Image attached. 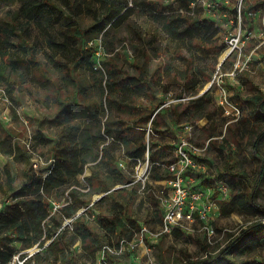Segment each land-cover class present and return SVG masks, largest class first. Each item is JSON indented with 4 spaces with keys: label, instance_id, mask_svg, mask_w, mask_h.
I'll use <instances>...</instances> for the list:
<instances>
[{
    "label": "rangeland",
    "instance_id": "obj_1",
    "mask_svg": "<svg viewBox=\"0 0 264 264\" xmlns=\"http://www.w3.org/2000/svg\"><path fill=\"white\" fill-rule=\"evenodd\" d=\"M24 2H31L33 5L40 3L43 6L38 13L26 14L21 9ZM108 3H111L114 10L121 11L119 18L117 17L113 22L107 18ZM207 3H211L212 7H207ZM67 4L75 6L77 14H72ZM247 5L251 7L253 4L248 3ZM260 8L264 11L262 6L247 10L255 12V15L240 14L235 26L233 14L235 9L237 14L240 12V0H8L2 4L0 7V29H5L10 33L11 41L15 46L8 49L4 56L0 55V184L5 181V165L9 167L16 186L26 182L27 173L45 175L47 166L43 165L38 170H32L25 155L27 151L24 141L29 135L35 137L36 140L46 132L71 128L70 131L76 135L83 129L92 135L93 140L97 143L98 151L86 154L84 173L77 174L74 178H67L65 183L55 185L51 189V194L54 196L53 200L62 201L70 185L77 182L84 190L82 191L83 197L89 199L90 204L99 201L105 194L102 190V183H97L95 180L90 183L87 178L92 166L99 169L94 163L98 158L100 147L108 139L110 140L111 135L116 134L119 129L118 125L126 123V126H129L130 122L136 118L135 113L143 110L144 105L133 102V100L137 101L144 97L155 102L152 97L161 91L159 87L161 83L157 84L158 78H161V72L165 71L174 78L167 82V87L172 85L176 89L173 91L172 98L182 95V91L179 89H184L182 86L184 79L181 82L179 80L182 79L181 74L188 62L187 65L190 66L188 82L196 90L208 84H212V87H218V83L227 85L228 80L225 79L227 74L221 68L220 61L229 50L228 39L232 33L240 31L242 38L247 34L250 35V38L242 44L240 50L236 49L227 56V60L230 59V62L226 65V70L232 65L233 69L236 65L239 70L233 80L245 82L246 78L247 81H254L264 87V73H262L264 69L261 70L257 65L256 71L253 70L256 66L254 47L259 45L257 47L259 49L260 45H264L260 38L261 19L264 13ZM190 13H192L191 16H189ZM187 16L199 21V23L190 26L189 34L183 32L185 25L181 20ZM99 20L100 22H98ZM70 25L86 29V37L80 42L64 39L61 31ZM173 30L179 33V39L176 40ZM213 31L217 36L213 45H209V42L203 44L197 42L200 40L199 38H203ZM78 44L84 45V48L92 49L90 62L84 67L76 66L72 59L73 50ZM22 46L30 47V56H33V59L39 63L36 69L27 66L30 65L28 61L20 60L24 57ZM219 48H221L220 51ZM96 50L99 51V55L94 53ZM175 51L177 53H171ZM217 51L218 53H216ZM29 57L27 56V58ZM245 63L246 65H244ZM162 64H167L168 70ZM242 68L251 71L241 74ZM200 69L204 73L203 76L210 75L211 78L209 80L202 79ZM144 77L147 79L150 77L148 83L145 82ZM141 78L143 84L139 83ZM117 79H120L118 85L121 87L120 89L108 85L109 80ZM149 87H152V90H149ZM59 88L60 93L58 92ZM55 90L56 92H54ZM55 93L62 94V98L67 103L69 102L68 108L71 114L67 122L50 120H54L52 96ZM148 93H151L152 97H149ZM71 96L75 99L73 104H71ZM82 100L86 107L81 111L77 109V106ZM158 103H154V106L151 107H145L144 113L148 118L151 117V112ZM209 113H211V104L204 101L201 103L200 109H196L197 117L204 114L209 115ZM81 114L84 116L83 119H81ZM155 119L160 120L159 114L155 116ZM252 122L254 127L250 129L246 124L251 125L249 116L247 114L239 115L237 123L239 126H243V133L248 134L244 140L241 139L244 143L248 141L251 132L257 133L256 121L252 120ZM103 125H109L112 129L109 135H103ZM236 125L230 126L224 135L228 136L230 130L237 131ZM222 132L220 131L218 134H222ZM127 133H129L128 136L130 135L127 138V141L131 142L130 147L124 146V151L117 153L120 157L132 155L129 151L134 148L132 142L138 143L146 139V137L143 139L139 133ZM189 139L191 140V138ZM37 140L35 145L37 151L46 157H56L57 160V156L54 155L55 151H51L48 142L43 144L42 138L41 142ZM207 140L209 139L206 138L201 143L191 141L201 145ZM152 141L150 139L149 142L151 148H153ZM212 141L216 140L210 139L209 145ZM38 142L42 145L37 144ZM113 148L116 149V147ZM207 151L203 155L205 161ZM152 156L151 150L150 157ZM141 157L143 161L147 159L145 154ZM159 157V163H164L173 156L168 152L160 154ZM229 160L231 163L237 164L231 154L217 158L216 165H209L206 161L208 168L204 174L207 173L216 180L224 179L228 176L224 168H226L225 165H229ZM238 161H240L239 165H242L240 168H243V172H245L246 181L243 180L244 185H242L239 183L241 180L237 178L235 180L239 181L236 186L238 184L241 188L240 191H243H239L238 195H242L244 198L242 193H247L250 190L251 181L254 180V165L255 163L258 165V160L254 159V154L248 153L241 154ZM60 171L61 169H57L53 173ZM165 173L163 167H153L146 184L149 183L152 188L154 185L157 187L158 184H155L152 177L165 175ZM101 175L103 183H111L112 189H119L123 186L117 182L118 178L115 175L108 176L109 178L105 177L104 173ZM202 185L213 187L216 184L213 181L207 183L205 181ZM124 186L125 189L134 191L131 214L133 219L138 221V225L135 226L132 233L129 230L122 232L116 228L109 236L114 245L118 244V239L125 237L128 241L135 243V246L133 249L126 247V250L118 256L117 261L108 259L109 264L116 262L119 264H161L165 261L172 262V259L175 263L178 258L184 257V255L191 260H196L209 254L211 257L228 258L232 264H264V239L245 238L238 243L240 244V248L236 249L238 251H234L235 248L231 247L228 250L231 252H224L232 241L241 237L243 231L255 222L259 215L254 212V208L239 204L232 214L220 217L215 224L216 233L211 239L212 245L207 242L205 235L201 232L184 234L179 237L162 236L160 239L154 240L149 237H141L138 228L142 224L150 230H155L159 222L157 213L162 212L161 208H157L153 204L150 194L142 189L141 182H130ZM236 186L234 188L237 192ZM25 190L32 191L31 187L27 186ZM152 198L155 200L154 196ZM6 203H8V199H5L0 191V206ZM256 203L264 207V193L258 195ZM87 207H80L79 212L85 214L86 223L101 236L106 232L105 228L97 221L98 210L104 211L106 215L121 216L117 212V208L112 207L109 200L99 201L98 207L92 206L89 209ZM64 223L69 224L70 219L64 220ZM261 234L264 235V232ZM244 245H246V249L243 248ZM205 248L208 250L207 253L203 251ZM35 249V247H31L27 250L31 252ZM98 253L96 258L91 260V257L84 254L79 242L76 244L73 255L76 258V264H96ZM162 258L163 261L160 262ZM19 262L15 255L9 264H18Z\"/></svg>",
    "mask_w": 264,
    "mask_h": 264
},
{
    "label": "trees",
    "instance_id": "obj_2",
    "mask_svg": "<svg viewBox=\"0 0 264 264\" xmlns=\"http://www.w3.org/2000/svg\"><path fill=\"white\" fill-rule=\"evenodd\" d=\"M7 1L8 0H0V7ZM248 3H251L253 5L250 7L247 5ZM240 5V14L246 16L249 12L247 11L249 8H259L260 6L264 8V0H240ZM42 6L43 4L40 3L33 5V3L31 2H24L21 5V9L26 14L31 12L38 13L41 10ZM68 8L70 9L72 14H77V8L75 6L68 5ZM262 13H264V11H262ZM106 14L107 18L110 19V22H113L117 17L119 18V16L121 15V11L114 10L111 3H108ZM191 15L192 13H190L189 16ZM189 16L181 19L185 25L183 32L186 34H189L188 32L191 25L199 23L198 20H194ZM233 16V24L236 26L238 16L236 9ZM98 22H100V20ZM173 32L176 40L179 39V33H176V31L174 30ZM213 32L203 38H199L200 40H198L197 42L202 44L204 42H209V45H213L217 37L215 35V32ZM86 34V29H81L74 25H70L66 29L61 31V35L64 39L77 42H80V40L84 39L86 37ZM12 46L15 45L11 41L10 33L5 29H0V55L4 56L8 49H10ZM29 48V46H22V55L24 57H22L20 60L28 61V64L30 65L27 66H32L36 69L38 67L37 64L39 63L35 59H33V56H30L31 54L29 52ZM220 50L221 48H219V51ZM216 53H218V51ZM27 56L30 57L27 58ZM91 56L92 49L90 47L84 48V45L82 46L78 44L75 50H73L72 59L76 66L84 67L90 62ZM224 67L225 63H222L221 68ZM189 71L190 66L185 65L184 70L181 74L182 78L184 79V83L182 84V86H184V89L187 88V77ZM199 72H201L200 74L202 75V79L209 80L211 78L210 75L208 77L203 76L204 73L201 69L199 70ZM119 80L120 79L109 80L108 85L112 88L114 86L116 87V89H120L121 87L118 86L120 84ZM139 83L141 82L139 81ZM134 86L137 87L138 85ZM149 90H152V87H149ZM165 90L166 89L163 87V92ZM54 92H56V90ZM58 92L60 93V88ZM150 94L149 97L151 96ZM52 98V105L54 108L53 121L59 122L61 120L62 122H67L71 114L68 108L69 102L67 103L66 100L62 98V94L58 93H55ZM70 100L71 104H73L75 101L73 96H71ZM202 102V99H197L196 109H200ZM152 106H154V103ZM261 117L262 116H259V114L254 115V118H256V120L260 119ZM147 119L150 120V118ZM154 121L155 118L151 121V125L154 124ZM70 130L71 128H69L68 130H60L58 136L60 140H57L56 143L59 145L60 142L64 141L66 143V146L63 148H54L53 151H55L54 155L57 156V160L56 157H53L54 163L53 165H48L45 168V175H34L27 173L26 182L20 186H16L9 167L7 165L4 166L5 181L0 184V191L5 196V199H8V203L1 206L0 208V264H9L15 255H17V258L19 261H21V264H76V258L73 255V252L76 249L74 243L77 239L80 240V246L84 254L91 257V260H94L96 258V254L100 251L101 247L104 244H112L109 235L116 228H119L122 232L129 230V232L132 233L135 230V226L138 225V221L133 219L131 214V206L134 202V191L125 189L126 187L124 186L125 184L130 182L134 183L132 167L133 164L131 162H128L126 170L117 168L116 162L121 157L114 154L115 148H113L118 144V140L121 139L119 138V136L120 133H123V131H116V134L114 136L111 135L110 140L108 139L101 145L98 158L94 163V165H97L99 169L95 168V166H92L90 174L87 178L90 183H92L93 180H95V182L97 183H102V190L103 192H105V194L101 196L99 201L109 200L112 204V207L117 208V212H119V214L121 215L120 217L114 214L106 215L104 214V211L98 210L97 221L102 227L105 228L106 234L102 236L98 235L84 220L85 214L79 212V209L82 206H88L87 209L92 206L98 207L99 201L90 204V200L85 199L82 195V191L84 190L79 185V183L75 181L74 184L70 185L68 191L63 197V200L60 201L62 202V204L56 210L52 209V201L56 200H53L54 196H52L51 194V189L55 185L67 182V178H74L77 174L84 173L85 157L87 156V153L91 152L90 149L84 150L81 148L79 150H76V135ZM111 132L112 129L109 125H103L104 136L109 135ZM141 137L144 139L143 134H141ZM34 138L35 137H32L34 142L33 145L35 147L36 140L38 139L37 141L41 142V139L40 137H37L36 140ZM143 141L138 142L134 146L133 150L130 151L132 155H123L122 157H141V155L144 154L146 139ZM40 142H38L37 144H39ZM92 142L96 143V141L94 140H92ZM150 152L151 149L149 151V160L155 163L158 162V164H154L152 168L160 166L164 169V166L162 165L163 163H159V159H155L154 153L153 156L150 157ZM25 155L28 158L30 164V156L28 155V153H25ZM129 163L130 165H128ZM57 169H61V171L58 173H53ZM102 173H104L105 177L115 175L118 178L117 182H120L121 184H123V186L119 189H112L113 185L111 183H103L101 175ZM165 177H167V172L165 173V175H154L152 179L160 181ZM242 177H244V179H238L242 182H235L225 179L229 189L235 190L234 187L238 182L244 185L243 180L246 181L245 172L242 173ZM256 181L260 182L261 179L257 177ZM26 186L31 187L32 191L27 192L25 190ZM149 187L150 185L148 183L144 191L150 194L151 199L153 200V204L158 208V201L157 199L154 200L152 198L153 194L151 193V191H149ZM236 188L238 191L232 194L229 200L227 199L226 201L220 203L219 206L221 214L229 215L233 213L236 207H238L240 204L247 205L249 208H254V212L258 213L259 216H257L255 222H253L249 228L243 231V235L241 237H238L227 246L224 252L228 251L231 247L238 249L239 247H236V245L245 238L249 239L250 237H256L259 239H264V235L261 234L262 232H264V222H262V220H264V207L256 203L258 194L256 191L257 187L256 185H254V180L251 181L250 190L247 193H242L244 194V198L242 197V195H238L239 191L241 190L238 184ZM65 219H70V223L64 224ZM141 225L142 224L139 225L138 230H140ZM15 240L21 243L20 249H16L13 245L10 244ZM245 246L246 245H244L243 247L244 249H246ZM31 247L36 248L32 254L21 251ZM203 251H205L206 253L208 252L206 248L203 249ZM107 257L110 260L112 259L113 261H116L115 259L118 256L107 255ZM218 258H221V256L211 257L209 254L205 255L204 258L196 260L189 259L185 262V264H213ZM161 261L162 260L160 259V262ZM115 264H117V262Z\"/></svg>",
    "mask_w": 264,
    "mask_h": 264
},
{
    "label": "crops",
    "instance_id": "obj_3",
    "mask_svg": "<svg viewBox=\"0 0 264 264\" xmlns=\"http://www.w3.org/2000/svg\"><path fill=\"white\" fill-rule=\"evenodd\" d=\"M256 43V41H254ZM259 45L254 47V63L256 66L254 67V71H256L257 65L260 66L261 70L264 69V45H260V48L257 49ZM257 49V50H255ZM171 53H176V52H171ZM240 53V52H239ZM227 54L224 55V57L221 59L220 63H225V67L222 68L225 72V79L228 80L227 85H222L223 89L227 93L228 100L230 102V106H220V97H221V92L219 87L213 86L212 84H208L203 88L195 89L192 84H190L188 81L187 77V88L186 89H179L182 91V95L177 97V98H172L173 91L176 90L175 88L170 85V87H167V82L169 80H173L174 78L170 75H168L165 71L161 72V78H158L159 81L158 83H161L159 87L161 88V91L158 92L156 95H154V101L152 100H147L144 97H141L137 101L133 100V102H138V104L144 105L143 110H139L138 113H135L136 118L130 122L131 124L127 127L126 123L125 124H120L118 125V130L117 131H123V133H120L118 140V144L115 146L116 149L114 150V154L117 155L118 152L124 151V146L130 147V141H127V138L130 137L128 136L129 133L127 132H133V134L139 133L143 134L144 137H146L145 134V128H147L148 125V116L144 113L146 111L145 107L149 106L151 107L153 103L159 102V104L155 105V108L153 109V112L158 109L156 115L159 114L160 120L154 121V124L151 125V128L153 129L154 132H156L155 136H152L150 139L151 144H153V148L151 150L154 153L155 159H159L160 154H165L170 152L173 156V149L175 144L179 141L180 137L183 135H187L189 138H191L192 141L196 143H201L203 142L206 138L207 139H215L216 141H212L210 145H208V151H207V159L206 161L208 162L209 165H216L215 160L217 158H222L225 157L227 154L233 155V159L236 161L237 164L231 163L229 160V165H225L226 168V176L224 179L226 180H234L236 182L237 179H241L243 168L242 165H239L238 158H241V154H248L252 153L254 154V159L258 160V165L255 163L254 165V185L257 187V194L259 195L260 193H264V87L262 85H259L258 83L249 82L245 78V82L241 80H233L232 75H229V72L232 70L233 65L226 70L227 66L229 64V60L227 59ZM189 63V62H188ZM186 63V66H188ZM246 65V63L244 64ZM165 66L164 68L168 70L167 64L163 65ZM245 68V67H244ZM242 68V70L244 69ZM250 69H245L241 74H246L247 72H250ZM264 71V70H262ZM264 73V72H262ZM240 74V75H241ZM145 82L148 83V80L150 77L147 79L144 77ZM180 78V77H179ZM156 80V78H155ZM183 80L180 79L179 81L181 82ZM142 78H141V84L142 83ZM174 82V81H173ZM190 84V85H189ZM163 87L166 89L163 92ZM149 96V93H148ZM184 97H186L184 99ZM197 99H202V101L210 103L211 104V113L204 114L203 116H196V103ZM85 104L83 103V100L80 102V104L77 106V109L83 110L85 108ZM234 107H236L241 115L247 114L250 119L251 125L248 123L247 126L251 128L254 127V124L252 120L256 121L257 124V133L254 134V131L251 132L248 136V141L244 143L241 139H245L248 134L243 133V126L237 123V119L233 117V111ZM224 109L230 111V115H227L224 113ZM153 112H151L153 114ZM151 114V115H152ZM255 114H259V116H262L260 119L256 120L254 118ZM155 115V116H156ZM197 117V118H196ZM84 116L81 114V119H83ZM150 118V117H149ZM155 118V117H154ZM53 121L52 119H50ZM237 124V131H232L230 130L228 132V136L224 135V132L230 127L234 126ZM191 125L192 129L187 130L186 126ZM132 130H139V131H132ZM248 128V127H247ZM220 131H223L222 134H218ZM142 132V133H141ZM60 133V130H57L55 132H50V133H43L40 137L42 138V143L46 144L48 142V147H50L51 151L54 150L55 147L57 148H63L66 146V143L60 142L59 145L56 143L57 140H60L58 137ZM200 133V136L198 137V134ZM93 137L92 135H89L86 131H79L76 134V150L79 149H90L91 151L93 150L94 152L98 151L97 143L92 142ZM137 141V140H135ZM217 143V144H216ZM132 144L135 146L137 143L132 142ZM40 145H42L40 143ZM133 146V147H134ZM152 147V146H151ZM47 148V147H46ZM133 150L129 149V151ZM240 155V156H239ZM173 158V157H172ZM171 158V159H172ZM169 159V160H171ZM86 165V164H85ZM224 165V164H223ZM241 171V172H237ZM239 175V176H236ZM246 176V175H245ZM259 177L261 179L260 182H257L256 179ZM244 178V177H242ZM215 178L209 174H204L200 173L199 174V179L198 182L199 184H204L206 181H213L214 182ZM153 181H157L154 180ZM202 186V185H201ZM214 196L215 194L218 193V189L214 188L213 189ZM236 193L235 190H230L229 189V195H228V200L230 199L231 195ZM1 208V206H0ZM159 217V222L157 223L156 229L159 227L161 218H162V212L157 213ZM232 214V213H231ZM230 215V214H229ZM212 216V220L214 224H216L217 220H219L220 217H227L228 215H222L220 212V209L217 211H214ZM65 224V223H64ZM199 222H196L194 224V227H199ZM196 233L194 232H188L187 230L183 229H176L173 231L171 234H164L162 236H183L184 234H192ZM198 233V232H197ZM202 233V232H201ZM203 235V234H202ZM159 237V239L161 238ZM244 240V239H243ZM80 242L79 239H77L74 243V246L76 247V244ZM242 242V240L240 241ZM13 245L16 249H20L21 243L19 241H12L10 243ZM236 245V244H235ZM240 248V244H237L236 247ZM28 250L30 248H27ZM27 249L21 250L28 252ZM235 248L234 251H238ZM34 251L28 252L29 254H32ZM228 252H231L228 251ZM186 257V258H185ZM119 259L118 257L115 259L117 261ZM190 258L184 255V257L178 258V260L173 263L165 261L163 264H185L187 260ZM163 261V258H162ZM162 263V262H161ZM119 264V263H117ZM213 264H232L230 259L221 257L218 258Z\"/></svg>",
    "mask_w": 264,
    "mask_h": 264
},
{
    "label": "built area",
    "instance_id": "obj_4",
    "mask_svg": "<svg viewBox=\"0 0 264 264\" xmlns=\"http://www.w3.org/2000/svg\"><path fill=\"white\" fill-rule=\"evenodd\" d=\"M207 7H212L211 3H207ZM248 15H255V12L249 11ZM240 16L238 13L237 18ZM260 38L261 43H264V16L261 19ZM241 33L234 32L228 39L227 45L229 50L227 55L232 51L241 49L242 44L250 38L247 34L244 38ZM99 55V51H95ZM239 69L237 66L229 72V75L236 76ZM221 92L220 106H230L227 93L223 89L221 83H218ZM233 117L239 118L240 112L234 107ZM158 109H156L150 117L147 128H145L146 144L144 154L146 160L142 157L119 158L117 160V168L121 170L127 169V163L131 162L133 165V182H141L142 189L146 188V182L149 181V175L154 164L149 160L150 144L149 139L156 135V132L151 128V121L154 119ZM224 113L230 115V111L224 109ZM187 130H191L192 126L187 125ZM32 136L24 141L26 151L30 156V165L33 170L40 169L39 167L53 165V157H46L41 155L33 145ZM209 145V140L203 144L193 143L185 134L180 137L173 149V158L168 162L163 163L167 177L160 181H154L158 184L156 187H149L155 199H157L159 207L162 210V218L160 225L155 230H150L147 226L141 225L139 233L141 237H149L151 239H158L161 235L171 234L176 229L187 230L188 232H202L205 235L207 242L212 245L211 239L216 233V226L213 222L212 214L214 211L220 209V203L226 201L229 195V187L226 180H214L216 184L213 187L199 184V174L205 173L208 164L203 155ZM202 185V186H201ZM217 188L218 193H213V189ZM62 202L52 201V209L56 210ZM67 220V219H65ZM199 222V227H194V224ZM264 222V220H262ZM135 243L128 241L125 237L118 239V244H104L99 253L96 264H109L107 255L120 256L127 248L133 249ZM21 264V261L19 262Z\"/></svg>",
    "mask_w": 264,
    "mask_h": 264
}]
</instances>
